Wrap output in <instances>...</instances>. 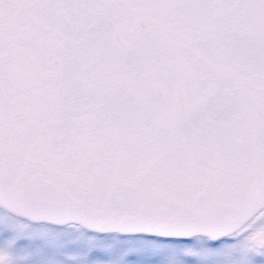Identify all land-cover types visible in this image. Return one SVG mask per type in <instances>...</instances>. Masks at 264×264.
<instances>
[{
    "label": "snow or ice",
    "instance_id": "snow-or-ice-1",
    "mask_svg": "<svg viewBox=\"0 0 264 264\" xmlns=\"http://www.w3.org/2000/svg\"><path fill=\"white\" fill-rule=\"evenodd\" d=\"M0 264H264V0H0Z\"/></svg>",
    "mask_w": 264,
    "mask_h": 264
}]
</instances>
